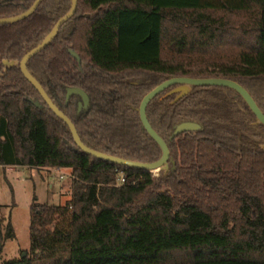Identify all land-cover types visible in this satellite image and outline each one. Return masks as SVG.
<instances>
[{
    "label": "trees",
    "instance_id": "obj_1",
    "mask_svg": "<svg viewBox=\"0 0 264 264\" xmlns=\"http://www.w3.org/2000/svg\"><path fill=\"white\" fill-rule=\"evenodd\" d=\"M34 1L0 0V18ZM69 6L44 0L28 19L0 25V167L67 169L72 179L65 205L35 199L25 257L3 260L16 234L0 204V264H264V150L231 90L196 87L149 104L175 162L155 179L82 152L19 67L5 66L20 62ZM69 25L28 69L94 150L159 160L138 108L170 78L229 79L264 102V0H78ZM69 49L94 72L80 73ZM72 87L91 98L82 115L65 104ZM182 122L201 129L170 140Z\"/></svg>",
    "mask_w": 264,
    "mask_h": 264
},
{
    "label": "water",
    "instance_id": "obj_2",
    "mask_svg": "<svg viewBox=\"0 0 264 264\" xmlns=\"http://www.w3.org/2000/svg\"><path fill=\"white\" fill-rule=\"evenodd\" d=\"M44 0H35L33 4L23 13L16 15L14 17L8 18H0V25H12L18 22L24 21L31 17L39 8L41 3ZM78 8V0H71V8L69 12L61 17L53 26L52 30L46 35V37L33 49L28 51L24 57L21 59L20 62H8L5 61L4 64L6 67H13L18 66L24 78L35 88V90L40 95L43 102L46 106L50 109V111L60 119L69 129L73 141L77 148H79L82 152L92 156L96 159L103 160L109 163L116 164L118 166H124L131 169H140L146 170L149 172L153 171H165L166 173L170 170V162L173 164V169L175 167V162L171 160V153L167 142L156 132V130L152 127L148 115L147 109L149 104L161 93L167 90L170 87L178 86L175 93H180L178 99L184 97L188 94L192 88H202V87H222V88H229L231 90L236 91L246 102L254 116L256 117L258 123L264 125V113L259 109L258 105L256 104L255 100L251 97L249 92L244 89L239 83L225 79V78H189V77H174L170 78L163 83L159 84L155 87L152 91L144 96L142 99L140 106L138 108L140 121L142 127L149 135V137L158 145L161 150V157L159 160L155 162H136L127 160L124 158L115 157L97 150H94L88 147L82 141L77 128L73 121L58 107L49 94L46 92L44 87L41 83L32 75V73L28 69V63L32 58L40 54L46 48H48L57 38L61 27L67 23L70 19H72ZM70 54L81 64V59L79 55L74 52L70 51ZM73 95L80 96L83 100V104L79 105V108L82 107L87 109L90 105V98L89 96L79 88H69L67 89L66 100L68 101L70 97ZM36 107H42L40 102H33ZM201 129V126L195 122H182L176 126L174 132L171 135V140L176 138L177 136L188 133V132H196ZM26 254H23L25 257Z\"/></svg>",
    "mask_w": 264,
    "mask_h": 264
},
{
    "label": "rangeland",
    "instance_id": "obj_3",
    "mask_svg": "<svg viewBox=\"0 0 264 264\" xmlns=\"http://www.w3.org/2000/svg\"><path fill=\"white\" fill-rule=\"evenodd\" d=\"M69 28L63 32V38ZM83 65V74L94 72L87 62ZM161 172L153 171L152 178H159ZM71 181V170L67 169L0 167L2 213L11 222L16 234L15 239L6 242L3 260H15L30 251L31 206L35 199L37 203L50 206L65 205L72 197Z\"/></svg>",
    "mask_w": 264,
    "mask_h": 264
},
{
    "label": "flooded vegetation",
    "instance_id": "obj_4",
    "mask_svg": "<svg viewBox=\"0 0 264 264\" xmlns=\"http://www.w3.org/2000/svg\"><path fill=\"white\" fill-rule=\"evenodd\" d=\"M64 1L65 0H54V5H60V4H63L64 3ZM70 8H71V0H70V6H69V8H68V10L64 13V14H62V15H60L59 16V18L56 20V22L61 18V17H63L64 15H66L68 12H69V10H70ZM51 10H53V11H57V8H55V7H53V8H48V11L49 12H53V11H51ZM76 14H77V12H76ZM76 14H75V16H76ZM75 16L72 18V19H70L67 23H65L62 27H61V29H60V32L62 31V30H66V28L67 27H69L70 26V28L69 29H72L71 28V25H69L71 22H72V20L75 18ZM55 22V23H56ZM55 25V24H54ZM64 28V29H63ZM52 30V29H51ZM59 32V33H60ZM71 32H72V30H71ZM59 35V34H58ZM37 46V45H36ZM72 49H69L68 51H69V54H70V51H71ZM72 51H74V50H72ZM75 52V51H74ZM71 55V54H70ZM71 57L77 62V64H78V66H79V72L80 73H82L83 74V67H84V65H83V61H82V59H81V64L71 55ZM80 57V56H79ZM168 80V79H167ZM166 81V80H165ZM164 82V81H163ZM163 82H161V83H163ZM160 83V84H161ZM159 85V84H158ZM157 85V86H158ZM156 86V87H157ZM242 86V85H241ZM173 87H175V86H173ZM173 87H170V88H168L167 90H165L163 93H161L159 96H161L162 94H165V96L166 97H170V96H172L173 94H179L180 95V93H175V91H176V89L178 88L177 86H176V88H174V89H172ZM243 87V86H242ZM72 88H79V89H81V90H83L82 88H80V87H72ZM206 88V87H205ZM214 88H219V89H228V90H231V89H229V88H222V87H214ZM244 88V87H243ZM67 89H69V88H67ZM67 89L65 90V95H64V100H65V104L66 105H69L70 103H72V105L75 107V109H76V115H82L83 113H85L86 111H88V110H90V108H91V98H90V96H89V94L85 91V90H83L88 96H89V98H90V105H89V108H87V109H85V108H79V105L80 104H83V100H82V98L80 97V96H76V95H73L72 97H70V99L67 101L66 100V94H67ZM154 89V88H153ZM152 89V90H153ZM244 89H246V88H244ZM151 90V91H152ZM247 90V89H246ZM232 91V95H230V98L231 99H233V101H235V100H237L238 98L248 107V105L246 104V102L244 101V99L236 92V91H234V90H231ZM248 91V90H247ZM191 92V91H190ZM189 92V93H190ZM249 92V91H248ZM188 93V94H189ZM188 94H186V95H188ZM249 94L251 95V93L249 92ZM40 96V95H39ZM159 96H157V97H159ZM178 96V95H177ZM156 97V98H157ZM251 97L253 98V96L251 95ZM254 100H255V102H256V104L258 105V107H259V109L264 113V105H263V103L264 102H261V104H259L257 101H256V99L255 98H253ZM40 100H41V102H43V100L41 99V97H40ZM44 103V102H43ZM45 104V103H44ZM46 105V104H45ZM58 105H60V106H62L61 105V103L59 102V104ZM248 110L250 111V114H252V117H249L250 118V125H252V126H257V128L258 129H256V131H255V133L257 134V141L259 142V146L264 150V125H262V124H260V123H258V121H257V119H256V117L254 116V114L252 113V111L250 110V108L248 107ZM247 113V112H246ZM248 114V113H247ZM249 121V120H248ZM146 132V131H145ZM171 140V139H170ZM168 144V143H167ZM171 160L173 161V159L171 158ZM171 170H173V164H172V162H170V170H169V172L171 171Z\"/></svg>",
    "mask_w": 264,
    "mask_h": 264
},
{
    "label": "built area",
    "instance_id": "obj_5",
    "mask_svg": "<svg viewBox=\"0 0 264 264\" xmlns=\"http://www.w3.org/2000/svg\"><path fill=\"white\" fill-rule=\"evenodd\" d=\"M125 181L124 174H120L119 183H123Z\"/></svg>",
    "mask_w": 264,
    "mask_h": 264
}]
</instances>
